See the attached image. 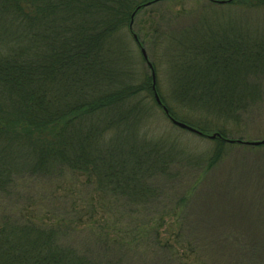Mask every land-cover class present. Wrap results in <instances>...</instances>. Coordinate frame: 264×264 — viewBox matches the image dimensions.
Masks as SVG:
<instances>
[{"label": "trees", "instance_id": "obj_1", "mask_svg": "<svg viewBox=\"0 0 264 264\" xmlns=\"http://www.w3.org/2000/svg\"><path fill=\"white\" fill-rule=\"evenodd\" d=\"M157 1L0 0V196L19 201L33 179L62 182L77 175L94 188L100 203L91 199L86 206L88 222L82 215L70 218L73 202L58 203L51 210L58 218L52 223L22 210L4 211L0 264L157 263V255L154 263L144 261L152 254L149 239L156 228L146 223L153 219L149 208L171 199L162 189L188 188L180 197L184 208L193 185L185 186L182 169L203 166L200 185L230 141L244 143L243 137L234 138L235 129L246 128L263 101L264 33L244 40L239 32L199 22L177 35L157 29L156 39L167 46L171 75L166 84L153 87L149 75L135 74L139 63L128 60L136 51L132 20ZM249 1L253 8H264V0ZM156 39L147 43L153 48ZM150 69L158 72L153 62ZM158 110L165 121L183 122L204 138L217 134L215 146L195 156L173 129L158 124L157 131L167 135H152ZM69 194L75 193L59 197ZM136 209L144 216L132 217ZM208 218L214 221L212 211ZM123 219L127 223L121 227ZM77 222L94 227L90 240L100 254L73 245ZM181 226L188 232L187 249L199 261L252 263L244 258L241 237L200 225L195 229L203 230L201 238L189 225ZM155 236L160 238L158 232ZM220 255L229 259L220 261Z\"/></svg>", "mask_w": 264, "mask_h": 264}, {"label": "rangeland", "instance_id": "obj_2", "mask_svg": "<svg viewBox=\"0 0 264 264\" xmlns=\"http://www.w3.org/2000/svg\"><path fill=\"white\" fill-rule=\"evenodd\" d=\"M219 1L226 0H158L156 3L146 5L132 20L135 37L131 36L133 38L131 40L132 47L136 51L133 56L134 60L129 59L128 62L139 63L137 69H134L135 74L137 76L139 74L149 75L153 87L166 84L170 78L167 46L164 41L157 40L160 38V35L155 33L157 29L160 33L177 35L180 29L185 30L183 28H189L199 22L213 25L216 29H227L231 34L239 32L244 40L245 38L251 40L253 36L261 37L260 35L264 33V8H253V4L249 0L218 3ZM153 37L157 39L152 48L147 41ZM139 43H143L145 46L139 47ZM142 50L145 51L147 58L144 57ZM152 62L158 69L156 73L150 69ZM262 83L264 89V79ZM251 115L246 128L243 126L235 129L234 138L243 137L244 142L264 140V96L262 103L251 112ZM155 120L157 122L152 125L155 132L151 131V134H163L157 131L158 124L164 126L161 127L163 130L172 131L173 129L190 155L195 153V156H199L200 153H205L215 146L213 139L204 138L174 126L168 120L165 121L161 110H158ZM165 133L163 135L166 136ZM231 144L232 146L228 148L217 165L209 171L208 177H205L200 185L197 180L200 178L203 166H196V163H192L193 167L186 166L182 169V176L186 180L185 186L193 185L191 192L193 196L190 194L191 199L184 208L180 205V197L183 193L185 194L188 188L172 190L170 185H166L162 189L168 192V197H171L172 200L166 199L161 207L148 209V213L153 219L146 224H151L156 228L149 239L151 249H153L150 252L152 254L144 261L153 262L157 255V263L153 262L154 264H207L199 261L196 255L191 253L189 248L187 249V246L189 247L187 244L189 243L188 232L181 230V225L187 224L196 235L203 234V230L195 229L201 225L203 228L218 227V233H221L222 236L226 234L241 237L238 241L239 245L247 248H245L244 258H250L248 262L251 261V264H264V145H246L242 141ZM33 181L35 182L31 183L29 191H24L19 201L18 199L5 201V198L0 196V215L6 210L16 213L22 210L26 216L35 218V220L52 223L58 218H56V213L51 210H55L60 202L69 205L73 202L75 209L70 218L82 215L81 218L87 221L89 216L85 211L86 206L92 203L91 199L96 204H100L96 199L98 197L94 188L88 186L83 177L76 175V177H68L62 182H48L43 179H33ZM72 191L75 194L59 197ZM44 196L46 201L43 199ZM139 210L136 209V212L130 215L134 218L143 217L144 215H141ZM208 210L214 214V221L209 218L205 220ZM162 212L169 214L161 219L159 214ZM158 215L159 217L156 218ZM125 223L127 222H124V219L119 221L121 227ZM76 226L78 231L73 237V245L89 255L100 254V247L94 245L90 240L94 233L91 229L94 227H88L86 223L82 222H77ZM182 229L187 228L183 226ZM157 232L160 238H156L155 233ZM124 240L128 242L129 239L125 236ZM130 243L138 245L132 241ZM164 244H168L166 250L159 248ZM171 249L172 251H169ZM164 254L166 259L162 258ZM225 258L228 257L223 255L218 257L220 261H225Z\"/></svg>", "mask_w": 264, "mask_h": 264}, {"label": "water", "instance_id": "obj_3", "mask_svg": "<svg viewBox=\"0 0 264 264\" xmlns=\"http://www.w3.org/2000/svg\"><path fill=\"white\" fill-rule=\"evenodd\" d=\"M231 1H235V0L219 1L218 3H226V2H231ZM149 4H146V5H149ZM142 53H143L144 57L147 58L146 53H145L144 50H142ZM156 100H157V102L159 104H161V101H160L158 95H156ZM164 110H165L166 113H168V110L165 107H164ZM171 121H172V123L174 125H176L177 127L181 128V129H184V130H187V131H190V132H193V133H196V134L202 136V133L199 130H197V129H195V128H193V127H191V126H189V125H187V124H185L183 122H180V121L175 120L173 118H171ZM217 136H218L217 134H214V135H211V136H208V137L211 138V139H215ZM230 142L232 143L233 141H230ZM244 143L246 145L260 146V145H264V140L253 141V142H244Z\"/></svg>", "mask_w": 264, "mask_h": 264}]
</instances>
